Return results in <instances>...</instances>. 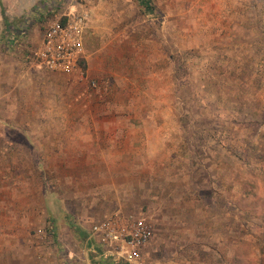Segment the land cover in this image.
<instances>
[{
	"label": "rangeland",
	"instance_id": "obj_1",
	"mask_svg": "<svg viewBox=\"0 0 264 264\" xmlns=\"http://www.w3.org/2000/svg\"><path fill=\"white\" fill-rule=\"evenodd\" d=\"M52 1L0 0V87L40 95L0 115V264H127L113 216L151 229L132 264H264V0H103L82 74L35 65Z\"/></svg>",
	"mask_w": 264,
	"mask_h": 264
},
{
	"label": "built area",
	"instance_id": "obj_2",
	"mask_svg": "<svg viewBox=\"0 0 264 264\" xmlns=\"http://www.w3.org/2000/svg\"><path fill=\"white\" fill-rule=\"evenodd\" d=\"M96 0H53L57 15L44 31L34 62L49 73L82 74L86 61L84 37L89 28L90 10ZM90 235L105 250H115L116 260L127 264L141 259V249L152 238L145 220L113 216L90 228ZM117 249V250H116ZM119 249V250H118Z\"/></svg>",
	"mask_w": 264,
	"mask_h": 264
},
{
	"label": "crops",
	"instance_id": "obj_3",
	"mask_svg": "<svg viewBox=\"0 0 264 264\" xmlns=\"http://www.w3.org/2000/svg\"><path fill=\"white\" fill-rule=\"evenodd\" d=\"M103 0H96L94 6L91 8L90 10V20H89V27H90V22L96 18L101 17V15H99V11L98 8L100 9V4L102 3ZM96 8V11L94 12V9ZM93 18V19H92ZM92 25V24H91ZM12 82H16V84H19L21 86H23L25 88V86H30L33 84H36L34 77H25L22 76L20 78H15L13 79ZM0 85H2V82H0ZM9 85V83H8ZM24 88L21 89H13V88H6L5 93H3V88L0 87V115H4L5 118L11 117L10 113L13 112H35V109H33V107H35L38 103H39V92H31L26 98L21 99L20 102L17 103V100H14V96L15 95V91H17V93L20 95L22 92V95H24ZM28 88V87H27ZM21 95V96H22ZM23 101V102H21ZM36 112H39L38 108L36 109ZM7 113V114H4ZM113 115L115 116V119L117 120H121V123H124L125 126L117 128L115 130L116 135H121V137H126L125 142H122V144H124V150L126 152H132V154L134 153L132 150L133 147V137L135 136L136 133H140V132H145L146 128H142V127H136L133 125L134 121L132 122V120H136L138 119L137 117H132L129 115V113L127 112H115ZM9 119V118H8ZM6 125V128L8 126L7 122H3ZM2 127V125H0ZM6 128H2L6 131ZM4 131V132H5ZM147 132V131H146ZM145 132V133H146ZM6 134V133H5ZM111 144H113L114 142H110ZM121 143V141H120ZM136 150V149H134ZM114 158L110 157L107 158V161L105 162V165L107 167H113L115 165ZM120 163V162H119ZM130 164H132V166H134V162L132 160V162H126V160L121 162V165L124 166H130Z\"/></svg>",
	"mask_w": 264,
	"mask_h": 264
},
{
	"label": "trees",
	"instance_id": "obj_4",
	"mask_svg": "<svg viewBox=\"0 0 264 264\" xmlns=\"http://www.w3.org/2000/svg\"><path fill=\"white\" fill-rule=\"evenodd\" d=\"M141 2H140V4H141V6L144 8V9H148V6L146 5L147 4V2H148V0H140ZM2 18L4 19V21L5 22H7V18H6V16H5V14H4V11L2 10ZM21 36H23V33H21ZM85 60L84 61H82L81 62V67H82V69L83 70H85Z\"/></svg>",
	"mask_w": 264,
	"mask_h": 264
}]
</instances>
